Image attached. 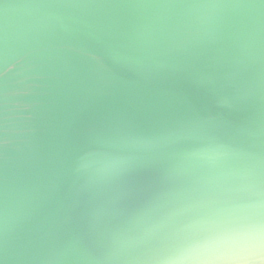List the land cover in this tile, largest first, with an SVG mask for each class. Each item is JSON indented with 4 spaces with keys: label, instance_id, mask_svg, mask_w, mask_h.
<instances>
[{
    "label": "water",
    "instance_id": "1",
    "mask_svg": "<svg viewBox=\"0 0 264 264\" xmlns=\"http://www.w3.org/2000/svg\"><path fill=\"white\" fill-rule=\"evenodd\" d=\"M210 229L264 232V0H0V264Z\"/></svg>",
    "mask_w": 264,
    "mask_h": 264
},
{
    "label": "clouds",
    "instance_id": "2",
    "mask_svg": "<svg viewBox=\"0 0 264 264\" xmlns=\"http://www.w3.org/2000/svg\"><path fill=\"white\" fill-rule=\"evenodd\" d=\"M220 236L209 232L144 255L151 264H264V232H258L254 246L243 252L220 242Z\"/></svg>",
    "mask_w": 264,
    "mask_h": 264
},
{
    "label": "snow or ice",
    "instance_id": "3",
    "mask_svg": "<svg viewBox=\"0 0 264 264\" xmlns=\"http://www.w3.org/2000/svg\"><path fill=\"white\" fill-rule=\"evenodd\" d=\"M209 232H216V233L221 234L220 242L230 245L236 251L242 252V251L247 250L245 245L248 243V241L245 237H242L239 235H229V234H227V233H225L219 229H210L206 232L199 233L198 236L204 235V234L209 233Z\"/></svg>",
    "mask_w": 264,
    "mask_h": 264
}]
</instances>
